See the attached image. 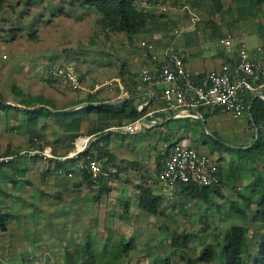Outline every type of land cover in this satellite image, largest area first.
<instances>
[{"label": "rangeland", "instance_id": "374dc122", "mask_svg": "<svg viewBox=\"0 0 264 264\" xmlns=\"http://www.w3.org/2000/svg\"><path fill=\"white\" fill-rule=\"evenodd\" d=\"M80 1L0 0V92L6 101L18 104L20 97H27L30 94L32 97L38 96L42 102H48L45 98H51L57 107H64L72 103L75 104L74 106H78L79 100L86 98L90 89H99L98 93L101 98H106L108 97L106 96L107 89H126L125 82L130 84L136 82L137 76L134 74L137 71L133 68L132 57L136 53L139 55L145 53V48L139 45L148 38L149 32L136 33L138 35L133 34L129 37L125 32L103 30L96 23L100 14L94 7L81 6ZM155 1L166 5V9L162 11L164 20L179 18L176 26L172 27L170 24L171 32L175 29L179 30L182 28L181 25H185L181 34L177 32L181 40L195 42L197 37L202 40H211V38H219V35L224 32H230L237 43L242 41L245 33L251 35L243 38V42H246L248 46L263 42L259 34L258 23L264 30V1L258 13L255 12L253 15H247L234 22H230V17L235 19V10L217 12L208 16L207 8L211 4V0H195V5L190 4L191 0ZM233 1L221 0L223 8L228 5L233 6L235 2ZM247 1L238 0V3L242 4L241 2ZM149 7L152 8V6ZM156 11L158 12V10ZM209 20H212L220 28H215L216 32L214 31L213 35ZM169 36L174 37L168 33L164 41L169 40ZM214 42H207L206 45L210 43L215 49ZM217 46L220 47L218 43ZM59 68L65 72V75L69 71L76 78L75 83L62 74L55 77L54 72ZM13 86L17 89V93L12 90ZM214 118L220 122L226 132L228 131L232 135L244 134L247 127L251 129L245 115L233 117L224 111L206 114V127L217 136L220 133L212 127ZM24 122L22 115L16 111H11L5 118L0 112V152L4 150L6 143H12L17 150L28 149L25 147L34 145L28 140L26 134L29 135V132L26 130ZM17 123L16 128H11ZM51 125L55 124L49 123L46 142L53 144L56 141L53 138L58 134L53 132L55 126L51 127ZM186 127L190 129V133L195 132L191 138L195 135L197 137V141L190 142L203 151H206V148L210 146L211 139L217 137H211V134L202 129L201 120L200 123L194 120ZM138 133L137 136L145 137L146 146L149 144L155 146L149 150L152 151V155L162 147L154 130L149 134ZM133 137L134 135L131 134L126 138L129 140ZM203 139L207 140V143L203 144L205 148L201 146ZM121 140V136H118L116 145L117 143L119 145ZM35 142L39 144L40 139H35ZM226 142L225 145H234L229 141ZM124 143L126 144V141ZM131 144L133 145L132 142ZM138 144V141L135 142V145ZM213 154L218 155V153ZM101 162L103 163L102 160ZM214 163L216 166L220 164L217 160ZM103 165L116 169L114 174L108 176V182H112L114 191H117L115 196H109L101 203V206L94 204L93 210L89 213L79 214L78 226H75L74 216L69 213L66 217L67 220L62 217L50 218L53 214L46 215L42 219V227L39 231L32 230L34 229L32 221H28V217L22 216V214L19 219H8L6 223L8 230L12 233L6 231L5 234L0 233V264H67L63 263L64 246L71 247L85 241L86 236L92 235L85 234L87 227L92 226V231L97 230V226L92 224L95 214L98 215V227L101 230L110 231L105 230L103 234L101 233L104 240L116 242L121 236L133 238L136 245L135 251L123 259L122 264H152L155 252L159 255H168L170 253L168 242L172 231L194 233L195 237L193 236L189 240L188 247L183 251L185 255H197L206 245L217 247L212 234L221 233L232 222L247 225L248 252H254L259 234L264 231L263 227L251 221H243L236 216L227 217L225 215L228 206L227 200L236 198L238 192L246 193L247 187L241 185H223L221 187L219 185L221 194L224 196L212 192L211 201L204 202L200 199L186 198L180 190L174 191L169 186V190L166 191L169 198L163 204L166 205L163 211L165 215L145 217L137 209L135 199H132L129 212L131 216L124 220L125 218L119 217L122 208L117 204V200L119 199L118 195L130 197V191L128 188L125 189L126 187L122 184L124 182L122 179H126V177L123 176L124 174L117 165L110 162H105ZM153 165L151 169L155 172L158 165L156 163ZM155 173L152 176V173L146 170L139 176V182L147 183V177L150 175L155 184H161V180ZM31 191L32 189L27 192L30 196ZM32 198L37 199L38 197L34 195ZM180 202L187 205L186 212L179 210ZM212 203L218 204V208ZM47 204L54 211V204ZM172 204L175 206L172 207ZM112 211L113 213L110 215ZM64 214L63 211L61 215ZM205 218L206 221L203 220ZM106 224L112 228H106ZM81 225H85V227ZM32 239L34 243L28 245L27 241L30 242ZM173 259L174 262L181 260L177 251L174 253ZM22 260L25 263H22Z\"/></svg>", "mask_w": 264, "mask_h": 264}, {"label": "crops", "instance_id": "0c3cea01", "mask_svg": "<svg viewBox=\"0 0 264 264\" xmlns=\"http://www.w3.org/2000/svg\"><path fill=\"white\" fill-rule=\"evenodd\" d=\"M152 1H150V6H152V8L149 7L148 11L153 14V16L156 18V21L159 19V15L162 13L161 8L159 7L161 2L155 0ZM163 5L166 7L165 4ZM156 10H158V12ZM174 18L175 19H170L172 22H174L172 24V27L176 26L179 22L178 17ZM150 24L151 22L148 21L147 25L149 26ZM184 26V24L181 25L182 28L178 30V34L179 32L180 34L183 32L182 29H185L183 28ZM172 33L174 32L170 31L169 35H171ZM174 34L171 35L174 37L169 36L170 39L164 41L166 40V36L155 37V35L157 34L149 33V36H147L148 38L142 41L139 45L145 48V53H140V55L136 53V55H133L132 57L133 68H135L137 73L140 74L141 70L144 67L151 64L149 58L147 57V46L148 48L150 47V49H152L153 51L155 50L157 56L160 59H162L164 54L168 52L172 47L177 48L183 54V59L186 67L191 71H197L199 73H205L212 69L217 70L219 69L220 65L227 59L221 48L217 46L218 40L222 35L219 38H211V40H202L201 38L197 37L195 42H189L185 41L184 39H182V41L180 35H178L177 33ZM246 36L251 35L245 33V35L242 37V43L246 44V42H243V38ZM262 39L263 42H259L258 44L264 43V36H262ZM213 41L216 42V44L214 42L215 49L212 45H210V43H208L209 45H206L207 42ZM124 84L126 85V89H107L106 92L108 94L106 96L108 97L106 98H101L98 93L99 89H90L87 96L92 100L93 105H97L99 103H111L110 101H117L115 103H112L114 104V110L116 112L109 113L108 116H105L104 114L98 115L95 112L86 113L82 115L79 127L75 128V130L72 129L66 131L63 129V124L70 121V118L67 117L43 116L39 118L37 122V125L39 126L36 129L37 132L40 133V143L33 146L29 145L25 148L45 147L51 151V153L54 155L53 157H30L25 154L18 153L20 149H15L12 143L5 144L4 150L0 152V155L15 154V156L10 162L0 164V212L12 213L13 218L10 219H19L21 214L22 216H27L28 221H32V225L34 226V229L32 230L34 231L40 230V228L42 227V219L45 218L46 215L50 216V214H53L50 216V218L62 217V219L64 218V220H67L66 217L69 213V215L74 216L73 223L75 224V226H78L79 223L77 224V219L79 217V214L89 213L91 210H93L94 204H96L97 206H101V203L104 202V200H107L109 196H115L117 191H114V185H112V182H108L106 186L109 188H105L99 195V198L94 201L93 197L95 194H97V189L94 186L97 185L92 186L94 187L92 188L82 178L81 170L84 164V161L82 159L83 150L77 151L75 154L69 156V153L76 150L80 142L83 141L86 136H88L87 144L92 140L98 139L103 148L114 155V165H117L118 169L121 170L124 174L123 176L126 177V179H122L124 181L122 184H124L123 186L126 187L125 189L128 188V191H130V197L118 195L119 199L117 198V204L122 208L121 203L123 201L128 200L129 203L127 206V211H124L122 208L121 212L119 213V217H122L123 219L125 218L124 220L130 218V200H137V184L140 183L139 176H141V174H144L146 170H149L152 173V176H154L153 173L156 172L157 177H159V179L161 180V184H155L152 176L149 175L147 177V183L151 187L152 193L161 195V208L158 214H149L141 210L138 207L136 201L137 209L145 217H157L159 215H165L163 211L164 208H166V205L163 204L169 198V196L166 194V191L169 190L170 187L160 177V170L156 168L154 172L151 167L154 166V163L159 165V153H163L166 147L171 143L178 141L195 146L190 142L192 140L197 141L196 135L191 138V136H193L195 132L193 134L192 132L190 133V129L186 127L187 124L190 125L194 120L190 117H174L170 113L155 112L153 119H155L156 121L154 122V124L150 125L149 127L146 126V124L150 122L149 119H146V121L143 122V127H141L140 131L124 132L122 130L113 129L114 125L119 126L120 124L129 122L132 119L129 115V107L127 106L123 108L121 106L122 101L126 97L135 98L134 105L139 114L138 104L154 95V93L151 92L153 89L147 87L143 83L137 82V84L132 87L130 86V83L125 82ZM45 99L46 101L48 100V98ZM49 100L54 102V100H52L51 98ZM11 104L20 106L19 104L13 102H11ZM77 104H79L77 106L79 108L84 106L86 103ZM72 105L74 106L75 104L72 103L64 106L66 107L65 110L67 109V107H73ZM154 107V103L150 102L145 109H153ZM51 122L55 124V130L53 132H55V134H58L57 137L53 138V140H56L53 142V144L46 142L48 134L47 132H49L48 125ZM102 124L104 126L102 130L91 132V128H96L98 125ZM16 126H18V123ZM54 126L51 125V127ZM221 126L222 125L220 124V122L214 118L212 121V127L215 130L219 131V136L221 137V139L229 141L237 146H239L238 144H245L248 134L251 130L249 127H247L244 131V134L238 133L232 135V133H229L228 131L226 132V130ZM152 130L155 131V135L162 145L159 151L155 152L154 155H152V151L149 150H151L152 147L155 146H151L150 144L146 146L145 137L137 136V134H139L138 132H145L149 134ZM131 134L134 135V137L127 140L126 137ZM26 135L28 136V140L30 141L28 133ZM118 136H121L122 142H120L119 145L117 143V145L119 146L117 148L116 139ZM125 141L126 144L124 143ZM137 141L139 142V144L135 145V142L137 143ZM131 142L133 143V145L131 144ZM157 145L158 143L156 144V147ZM62 146H64V148H62ZM71 146L73 147L71 148ZM201 146L205 148L203 144H201ZM206 151L209 152L208 148H206ZM212 156L215 160L218 157V155L214 154H212ZM223 156L224 158L219 161V166H216L217 183L219 182V185H221V187L223 185H241L243 187H246L251 181L254 180L255 175L251 174L248 169H237L234 171V173H232L230 165L228 163L231 160L232 155L230 153L224 152ZM156 158L157 160L155 161ZM101 160L103 162H107L106 157H103ZM92 161L97 160L93 159ZM256 166L259 170H261L260 168L262 166V163L257 162ZM218 176H220V178ZM160 186L161 188L159 189ZM30 189H32L31 196L27 193ZM173 190L175 191V189ZM34 195H36L38 198H32V196ZM47 203L54 204V211ZM180 203L178 205V207L180 208L179 210L186 212L185 210L187 205L184 203ZM174 206L172 204V207ZM58 207L59 209L57 210ZM18 209L21 210L18 211ZM63 211L65 212V214L62 216L61 213ZM112 213L113 211L110 212V215ZM97 218L98 215L95 214L92 223L93 226H97V230L92 231V226L87 227L85 229V234H96L95 237H97L98 239L102 238L101 240H104L102 234L105 230L107 232L109 230H101L98 227L99 222L97 223ZM81 226L85 227V225ZM105 226L106 228H112V226L107 224ZM5 231L12 233V231L8 230V225ZM5 231L0 230V233L5 234ZM96 231L98 234L96 233ZM33 243V239L30 240V242L27 241L28 245H32Z\"/></svg>", "mask_w": 264, "mask_h": 264}, {"label": "trees", "instance_id": "16d2710c", "mask_svg": "<svg viewBox=\"0 0 264 264\" xmlns=\"http://www.w3.org/2000/svg\"><path fill=\"white\" fill-rule=\"evenodd\" d=\"M211 1V4H209L207 8L208 16H212L217 12H230L235 10V19L230 17V22H234L247 15H253L255 12L258 13L264 0H248L247 2H241L242 4L238 3V0H234L235 2L233 1V6L228 5L226 8H223L221 0ZM79 4H81V6L94 7V9L100 14L96 21L99 28L113 32H125L129 37L133 34L142 32L166 36L171 31L170 24L174 23L171 20H164V13H161L159 19L155 21L156 18L153 14L148 10L145 12L138 9L134 0H81ZM190 4L195 5L196 1L191 0ZM148 21L151 22L149 26L147 25ZM208 22L211 24V34L213 35L214 31L216 32L215 28L218 27L212 20H209ZM258 27L260 36H264V30L260 23H258ZM173 34L174 33L171 35ZM219 36H221V34ZM261 45L264 47V43ZM134 75L138 76V79H136L135 83H131V87L135 86L137 82L142 83L139 79V73H135ZM12 90L17 93V89L14 88V86ZM251 97L252 93L245 96L244 109V115L246 116L248 126L251 127V131L248 134L245 144H242L250 145L247 147H243L241 144H238V147L225 145L220 141L223 139L211 131V137H217L211 139L208 151L210 154L218 153L216 159L218 162L224 158V152L230 153L232 158L228 163L232 173L237 169H248L251 174L255 175L254 180L246 186L248 188L246 193L238 192L236 198L227 200L228 206L225 215L227 217L236 216L243 221H251L255 224H260L264 229V99L260 96H256L250 106V114L255 123L254 126H257L258 128L257 139L253 141L254 126L248 115V104ZM47 101L48 102H42L38 96L32 97L28 94L27 97L19 98L18 104L20 106H17L6 102V99L0 92V112H2L4 118L9 116L11 111H16L21 114L25 121L26 130L29 132L30 142L34 145H38L36 144L35 139L40 136V133H38L36 129L40 117L58 116L70 118V121L63 124V129L67 131L78 128L82 115L86 113L95 112L98 115L104 114L105 116H108L109 113L116 112L114 110V104L99 103L93 105L92 100L89 99L88 96L79 100V103H86L84 106L70 111L65 110L66 107H57L54 102L49 99ZM134 101V97H126L121 105L123 108L127 106L129 107V115L132 118L131 120L138 116ZM145 108L146 107L143 108L142 113ZM216 112L219 111H215L214 113ZM205 116L206 113L203 114L204 119ZM194 120L200 123L199 118H194ZM16 127V125L11 126V128ZM102 128H104L103 124L98 125L96 128H91V132L102 130ZM206 143L207 140L203 139L202 144ZM165 153L166 149L163 153H159L158 155L159 170H161V163L163 162ZM82 157L84 161L81 170L82 178L90 187L97 185L94 186L97 189V194L93 197L94 200H97L103 190L109 188L106 186L108 183V177L101 175L93 176L89 164L93 159L101 160L103 157H106L107 162L114 165V155L104 149L98 139H95L90 141L83 149ZM12 159L9 161L1 160L0 164L10 162ZM257 162L262 163L261 170L257 168ZM104 163L105 161L103 164ZM114 173L115 171L112 174ZM218 177L220 178V176ZM137 188L138 194L136 201L138 207L146 213L154 215L158 214L162 202L161 195L152 193L151 187L146 182H140L137 184ZM220 188L219 182L214 185L200 186L197 183L190 181L178 183L174 189L175 191L177 189L180 190L186 198L200 199L204 202H210L212 192L219 196H224L221 194ZM128 203V200L121 203L124 211H127ZM181 203L183 204V202ZM212 204L216 207L219 206L218 204ZM10 218H13L12 213L0 212V230L5 231L7 229L6 222ZM203 220L206 221L207 219L205 218ZM206 227H208V224H206ZM247 231L248 227L246 224L232 222L227 225L221 233L218 232L212 234L217 247L206 245L197 255L194 256L185 255L183 251L188 247L189 240L193 238L194 233L172 231L168 242L170 253L168 255H159L155 252L152 264H211L213 262L215 264H264V231L259 234L256 248L252 253L248 252V244L246 240ZM94 243L98 245H95ZM135 248L136 245L133 242L132 237L121 236L118 241L110 242L109 240L98 239L94 235H88L83 242L72 245L71 247L69 245L64 246L63 263L122 264V260L133 253ZM176 251L181 259L178 262H174L173 259ZM22 263H25V261L22 260Z\"/></svg>", "mask_w": 264, "mask_h": 264}, {"label": "built area", "instance_id": "2783aa9c", "mask_svg": "<svg viewBox=\"0 0 264 264\" xmlns=\"http://www.w3.org/2000/svg\"><path fill=\"white\" fill-rule=\"evenodd\" d=\"M136 7L147 11L151 5L148 0H134ZM161 10L166 7L160 4ZM178 32V29L173 31ZM160 37V35H155ZM221 50L227 59L217 70L205 73L189 70L184 62L183 54L177 48H171L162 59L147 46V57L150 65L144 67L140 74V81L153 89L154 93L149 99L138 104V116L113 129L124 132L140 131L143 122L149 119L146 126L156 121L155 112L170 113L174 117L198 118L215 111L230 113L233 117L244 115L245 96L264 89V47L261 44L248 46L237 43L230 32H225L218 40ZM55 77L65 75L61 68L55 70ZM65 77L72 83L76 79L67 71ZM70 81V82H71ZM75 83V81H74ZM150 102L153 109H144ZM199 112V113H198ZM88 136L80 142L77 149L69 156L86 147ZM18 153L33 157L50 158L54 155L48 148L32 147L20 150ZM14 154L0 155V161H9ZM68 156V155H67ZM215 159L207 151L198 149L184 142H174L166 147V153L161 163L160 177L164 182L175 188L178 183L194 182L200 186H209L217 183V168ZM90 170L93 176L108 177L115 169L103 165L101 161H91Z\"/></svg>", "mask_w": 264, "mask_h": 264}, {"label": "water", "instance_id": "95a60500", "mask_svg": "<svg viewBox=\"0 0 264 264\" xmlns=\"http://www.w3.org/2000/svg\"><path fill=\"white\" fill-rule=\"evenodd\" d=\"M256 96H260V97H262L263 99H264V91H256V92H254L253 94H252V97H251V99H250V101H249V104H248V115H249V118H250V120L252 121V123H253V126L255 125V123H254V121L252 120V117H251V114H250V106H251V104H252V102H253V99L256 97ZM6 102H8V103H11V102H9V101H6ZM111 103H115V102H117V101H110ZM76 108H78L77 106H73V107H70V108H67L66 110L67 111H70V110H75ZM199 113V112H198ZM198 118L201 120V123H202V127H203V129L206 131V132H208L209 134H211V131L208 129V127H206L207 125H206V122H205V119H204V117L199 113V115H198ZM257 135H258V128H257V126H254V139H253V141H255L256 139H257ZM224 144H227V142L226 141H224V140H221ZM250 145V144H249ZM249 145H245V146H243V147H247V146H249ZM232 146H234V147H238L237 145H232Z\"/></svg>", "mask_w": 264, "mask_h": 264}]
</instances>
